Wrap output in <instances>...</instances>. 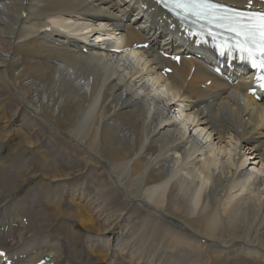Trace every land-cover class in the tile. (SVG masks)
<instances>
[{
  "label": "bare ground",
  "instance_id": "obj_1",
  "mask_svg": "<svg viewBox=\"0 0 264 264\" xmlns=\"http://www.w3.org/2000/svg\"><path fill=\"white\" fill-rule=\"evenodd\" d=\"M134 6L135 0H0V101L14 105H0V149L23 135L5 155L22 156L20 168L0 164V228H7L0 241L31 262L48 254L56 264H264V179L256 171L264 168V107L250 98L243 106L210 107L200 66L190 74L192 62L182 60L179 68L167 63V77L181 84L185 103L204 108L182 115V132L157 109L147 115L140 94L150 93L142 85L150 69L141 52H123L117 63V54L101 52L104 23L126 24ZM48 26L52 32L44 33ZM127 38L139 39L132 29ZM130 55L139 60L124 71L119 63ZM167 93L162 106L175 113L168 103L177 97ZM193 131L199 138L190 149ZM227 151L229 163L221 157ZM71 191L78 201L65 212Z\"/></svg>",
  "mask_w": 264,
  "mask_h": 264
},
{
  "label": "snow or ice",
  "instance_id": "obj_2",
  "mask_svg": "<svg viewBox=\"0 0 264 264\" xmlns=\"http://www.w3.org/2000/svg\"><path fill=\"white\" fill-rule=\"evenodd\" d=\"M167 6L178 10L177 14L195 17L194 23L204 22L198 24L200 31L194 30L191 35L201 36L205 25L209 28L208 35L214 40L217 39L218 33L212 32V28L232 34L229 37L231 43L221 41L216 45L217 50L221 55L226 51H238L240 58L250 62L252 68L258 71L257 83L264 88V83H261L264 81V11L246 13L236 8L214 4L211 0H168ZM247 6H252V0H248ZM196 42L200 43V40ZM174 59L179 60V57Z\"/></svg>",
  "mask_w": 264,
  "mask_h": 264
},
{
  "label": "rangeland",
  "instance_id": "obj_3",
  "mask_svg": "<svg viewBox=\"0 0 264 264\" xmlns=\"http://www.w3.org/2000/svg\"><path fill=\"white\" fill-rule=\"evenodd\" d=\"M73 29H75V27H73ZM116 43H117V41H116ZM132 61H134L135 62V59H133ZM137 63V62H136ZM135 63V64H136ZM143 62H141V64H142ZM154 90V89H153ZM162 90H158V91H156V92H161ZM167 92H164L163 93V95H164V97L166 98L167 97ZM181 120H182V126L184 125V118L182 117V116H180L179 117ZM196 133V132H195ZM204 148H206V150L208 151V150H210L211 152H213V150H214V148L212 147V145H210V144H206V146L204 145ZM230 148V150H233V145L232 146H230L229 147ZM226 154H227V156H221L222 157V161L223 162H225V163H229V155L230 154H232V152L231 151H227L226 152ZM222 155H224V153H222ZM224 157V158H223ZM252 167H249L248 168V171H251L250 169H251ZM258 170H262V175L261 174H259V175H261V178L262 179H264V168H260V167H258L257 169H256V171H258ZM260 173V172H259ZM243 191H248L249 192V190L247 189V188H245ZM237 194V193H236ZM199 195V194H198ZM235 195V194H234Z\"/></svg>",
  "mask_w": 264,
  "mask_h": 264
}]
</instances>
